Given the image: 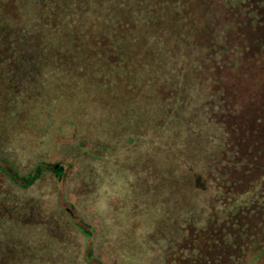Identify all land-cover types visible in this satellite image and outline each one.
Here are the masks:
<instances>
[{"label": "rangeland", "instance_id": "1", "mask_svg": "<svg viewBox=\"0 0 264 264\" xmlns=\"http://www.w3.org/2000/svg\"><path fill=\"white\" fill-rule=\"evenodd\" d=\"M96 1L19 0L4 25L0 159L73 169L26 189L0 175V264H87L92 245L91 264H173L214 213L206 174L226 137L209 120L217 85L200 80L217 65L195 43L206 27L149 13L163 0ZM99 40L124 55L95 53Z\"/></svg>", "mask_w": 264, "mask_h": 264}, {"label": "trees", "instance_id": "2", "mask_svg": "<svg viewBox=\"0 0 264 264\" xmlns=\"http://www.w3.org/2000/svg\"><path fill=\"white\" fill-rule=\"evenodd\" d=\"M99 1L102 0L96 2ZM185 1L163 0L158 4L150 1L153 7L147 10L160 17L161 9L177 7L178 11L171 13L174 21L188 14L203 25L204 32L199 34L203 35L207 29L202 39L196 40L194 35L195 43L206 50L205 59L209 56L208 60L217 63V68L211 70V77L208 73L200 80L205 85H217L211 87V97L215 96L214 89L220 98L208 107L218 108L210 111L209 120L226 138L206 174V185L216 192L214 213L207 218L205 227L194 226L195 231L189 226V234L174 251L172 261L173 264H264V0H189L188 7L184 6ZM18 3L19 0H0V38H11V27L4 32V25L16 21ZM138 11L147 15L141 7ZM97 43L95 53L99 55H107L108 59L124 55L113 43L102 40ZM4 67L0 57V69ZM211 78L215 81L211 82ZM72 169V164L66 167L59 161H41L22 175L14 164L0 159V175L24 189L45 173L64 182ZM76 227L87 239V232L79 225ZM85 255L86 250L83 260L87 264H91L89 257L98 261L93 256V245L88 258Z\"/></svg>", "mask_w": 264, "mask_h": 264}]
</instances>
